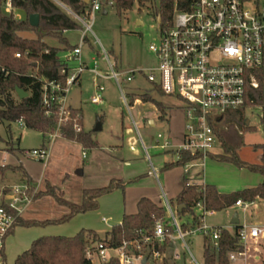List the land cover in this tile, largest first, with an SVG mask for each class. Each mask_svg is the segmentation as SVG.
<instances>
[{
  "label": "trees",
  "instance_id": "16d2710c",
  "mask_svg": "<svg viewBox=\"0 0 264 264\" xmlns=\"http://www.w3.org/2000/svg\"><path fill=\"white\" fill-rule=\"evenodd\" d=\"M65 5L72 13L82 16L90 8L85 0H56ZM116 12L123 16L132 10L136 4L140 8L151 10L156 21L160 18L165 24L172 20L176 6H181L182 0H159V6L155 0H113ZM10 2L11 13L6 11ZM13 10L24 13V17H15ZM32 15L39 16V25L30 24ZM81 25L59 4L53 0H0V121H8L10 124L23 122V126L42 133L47 141V136L53 133L58 124L59 113L56 105L50 109L43 104L45 85L51 82L65 86L70 68L68 63L59 57L62 50L73 52L77 46H71L65 33L81 30ZM32 33L33 36H25ZM47 39H54L60 47L51 45ZM20 54V57L16 55ZM116 68V67H115ZM65 70L66 74H62ZM255 77L259 82L258 88H247L246 104L243 108L230 111L222 117L216 118L213 129L217 134L222 153L208 154V158L219 162L231 163L236 167L249 169L253 173L260 174L263 182L253 188L243 189L237 192L223 194L214 185L190 184L185 179V184L172 201L179 208L178 216L182 222V228L187 230L199 222L197 203L204 201L205 209L212 212H220L232 208L241 201L253 204L259 199H264V156L262 164H249L239 156V150L244 146L237 136V126L245 131L251 127L245 124L244 114L246 109L252 107H264V70L255 71ZM22 89L28 93V97L20 100L16 89ZM159 93L165 96L159 89ZM144 101L149 99L147 94L142 95ZM137 98L132 95L130 103ZM161 122L170 121V107L161 102H156ZM71 112L68 122L61 126L62 138L77 143L85 151L101 148L97 140L93 138L91 131L77 132L74 129L76 123L83 127V113L81 109L69 107ZM264 124V118L261 119ZM264 148V146H257ZM24 152V151H23ZM181 159L175 163H166L164 169L174 166L183 167L185 164L201 161V154H192L179 150ZM22 166L0 165V177L4 179L8 171H21ZM26 177V185L30 193L35 189L36 183ZM127 183L122 180H112L107 186L97 189H84L80 203L69 202L64 194L50 183L45 184L34 196L33 202L43 197L53 198L59 206L65 207L67 213L58 219L36 220L25 219L17 211L8 208L5 202L0 207L5 208L15 218L14 228L3 238L0 248V264H7L5 254V240L16 227H44L48 225H61L68 223L79 214L95 211L99 207V199L116 190H124ZM8 193L5 190V195ZM157 222L168 225L165 208L149 198H141L137 204V212L126 214L120 224L115 225L104 236L92 230H82L72 237L44 236L33 241L31 247L16 258L15 264H94L87 257V251L91 247L102 243L109 248H118L125 242H132L141 238V235L152 236ZM220 228V227H217ZM237 226L234 231L222 229L219 238V250L212 247L209 237L204 238L203 264H231L229 255L235 250L242 249ZM156 249L166 252L169 244ZM109 264H118L111 261ZM163 264H168L165 260Z\"/></svg>",
  "mask_w": 264,
  "mask_h": 264
},
{
  "label": "built area",
  "instance_id": "2783aa9c",
  "mask_svg": "<svg viewBox=\"0 0 264 264\" xmlns=\"http://www.w3.org/2000/svg\"><path fill=\"white\" fill-rule=\"evenodd\" d=\"M53 1L67 11L84 31L79 47L70 52L69 57L70 61H77L79 66L70 68L65 86L54 82L45 85L43 104L48 114L54 105L59 113L57 128L48 134V142L62 138L61 126L68 122L71 114L67 106V96L73 86L79 85L81 74L88 69V65L82 60V47L91 30L95 14L105 12V8L115 5L113 0H90V8L79 16L65 5ZM6 11L11 13L10 2L7 3ZM158 29L157 41L150 46L158 59V66L151 68L145 77L165 96L183 101L188 119L183 144L170 152L174 153L176 161L181 159L179 150L201 154L203 161L213 152L216 144L221 145L213 129L214 120L230 111L243 108L246 104L247 88L259 87L255 71L264 70V0H182L181 6L175 8L172 20L165 24L158 23ZM16 56L20 57V54ZM105 57L108 60L106 54ZM111 68L112 74L109 77L121 88L120 81L124 74L116 71L114 66ZM91 72L95 80L109 78L101 73L98 65ZM62 74H66V71L63 70ZM133 79L134 76L126 78L128 82ZM96 88V94L91 101L93 104H101L104 102V87ZM261 109L264 112V107ZM20 124L23 126V122ZM74 129L80 132L83 127L76 123ZM158 138L162 140L163 136L158 135ZM160 147L164 150L173 149L167 138ZM23 154L42 163L49 159L46 147L26 150ZM201 161L185 164V172L188 173L191 166ZM38 191V185H35L31 193L26 184L14 186L9 190L6 206L21 215ZM164 201L168 225L157 222L152 236L142 234L140 239L125 242L116 249L100 243L88 249L89 260L94 263L96 259L102 264H109L113 260L118 264H149L150 261L152 264H163L167 259L166 253L157 250L155 244L163 246L168 243L170 247L174 241L180 240L189 251L186 238L196 234L209 237L212 247L219 250L221 231L228 228L207 225L206 218L212 211L205 209L203 200L196 206L199 222L187 230L182 228L178 207L172 206L165 196ZM236 206L247 207L241 201ZM14 223V216L0 207V248L3 238L14 228ZM262 234L263 229L259 226H240L238 235L242 249L230 253L231 264H239V260L243 264H249L248 246L252 241L258 243Z\"/></svg>",
  "mask_w": 264,
  "mask_h": 264
},
{
  "label": "rangeland",
  "instance_id": "374dc122",
  "mask_svg": "<svg viewBox=\"0 0 264 264\" xmlns=\"http://www.w3.org/2000/svg\"><path fill=\"white\" fill-rule=\"evenodd\" d=\"M155 5L159 6V0H155ZM105 12L106 14H104V11L95 14L91 30L85 38L82 49V59L88 65V69L81 74V85L71 88L67 96V103L82 110L84 128L86 131L92 132L101 148L110 150L112 145H124V150L127 152L130 146L134 145L143 154L144 147L138 138V129L142 142L148 148V153L153 160L154 166L164 168L165 161L163 160L166 159L169 163L176 162L174 153L170 151H175L183 144V135L188 119L183 101L176 97L161 95L155 85L150 83L145 77V74L151 68L158 66V59L150 50V46L156 43L159 35L158 23L151 10L140 8L138 4L123 16H120L114 7L105 8ZM13 13L17 18L24 17V13L19 10H13ZM83 31L84 28L67 32L66 37L70 40L71 46L81 43ZM24 35L33 36L32 33ZM47 41L53 46L60 47V44L54 39H47ZM67 55H69V52L62 50L59 57L65 61ZM69 63L72 67L77 68L79 66V63L74 60L69 61ZM95 65H98L101 73L107 77L112 74L111 66L116 67V71L124 74L120 81L121 88L110 77L95 80V76L91 72ZM128 76H134L133 81L128 82L126 80ZM97 86L104 87L102 95L104 102L101 104H93L91 101L96 94ZM145 94L149 96L146 101L141 99V96ZM132 95L137 98L133 104L130 103ZM156 102H161L171 108L169 122H161L158 119L159 113ZM263 117L264 112L261 107L248 108L245 111L244 119L245 124L251 127L250 130L245 131L238 126L236 128L237 136L244 143V146L239 150V156L249 164H262L264 148L257 146H264V124L261 121ZM98 120L102 123V130L95 132ZM150 121L154 123V126L150 124ZM158 135H162L163 139L159 140ZM165 138L169 139L173 149H161L160 145L163 144ZM42 142V133L28 129L22 126L20 122L11 123L10 126H7L0 121V165H20L21 163L27 168V164H34L31 168L32 171H39L43 167V163L27 158L21 150H33L38 148ZM221 152V145L216 144L213 148V153ZM161 161L163 162L161 163ZM69 163L62 164L57 157L52 171L57 183L61 182L66 173L71 175L73 187L68 194L70 199L75 200L77 199V187L75 185H77L78 179L76 174H72L74 173L73 165ZM136 166H141V164L138 163ZM168 170L177 173L182 172V174L185 171L183 167L178 166H174L171 169H163L161 176L163 185H166L164 173L167 174ZM16 172H18L16 175H12L16 176L12 177V181L9 180L8 176L3 180L0 177V189L2 185L13 183H17L15 185L18 186L23 185L19 181L22 173L20 171ZM206 174L210 176V178H207L208 184L214 185L223 194L240 191L242 189L236 187L246 183L256 187L259 185V179L261 178L260 174L253 173L249 169H240L231 163L219 162L212 158L207 159ZM42 188L44 186L41 185L40 189ZM165 192L167 193V191ZM82 196H79L76 200L77 203L82 201ZM171 198L167 195V199L170 202H172ZM46 200L50 203L43 207L37 206L35 209L39 211L35 217L37 219L41 217L42 219L54 216L60 217L63 209L58 205H51L53 204V199L48 198ZM159 203V205L165 207L164 200L159 201ZM263 204L264 202H259L258 200L256 203L248 204L247 208H232L212 215L209 214L206 218V223L211 227L230 228L232 216L237 213L240 217L241 225H259V219L264 209ZM24 216L27 215L25 214ZM35 228L48 231V234L45 235L47 237L65 236L49 234V232L58 230L59 225ZM186 241L188 242L189 251L180 240L174 241L173 247H169L166 250L168 264H203L204 237L201 234H196L188 236ZM18 244L19 240L14 234L6 238L5 254L7 264H15L16 258H14V255ZM248 248L250 255H256L253 243L250 242ZM111 254L116 253L111 252ZM238 263L243 264V261L239 260ZM94 264H100V262L95 259ZM149 264H152V262L150 261Z\"/></svg>",
  "mask_w": 264,
  "mask_h": 264
},
{
  "label": "crops",
  "instance_id": "0c3cea01",
  "mask_svg": "<svg viewBox=\"0 0 264 264\" xmlns=\"http://www.w3.org/2000/svg\"><path fill=\"white\" fill-rule=\"evenodd\" d=\"M66 34L67 33H65V35ZM68 41L70 42L69 39ZM79 45L80 44H76L75 46L79 47ZM69 57H70V52L65 60L68 63L69 68L71 69L76 68L70 65ZM79 85H81V77H80ZM67 106L75 108L68 103ZM10 125L11 124L7 126ZM83 128H84V124H83ZM101 130H102V123H101ZM137 134L140 142L143 144L144 147L143 154L139 152V150L136 149L134 145H131L127 152H125L124 150V145L122 146L112 145L110 150L99 148L92 151H85L83 150L81 145L67 141L63 138H58L53 142H48L43 138V142L38 148L46 147L49 151V159L46 163H43V167L39 171L37 172L32 171L31 168L34 166V164H27L28 165L27 168H25L21 163L20 165L17 164L11 165V166H22V168L24 169L23 172L20 171V173L22 174H20L19 177V181L23 185L26 184V177L24 174L25 172L28 175V177H30L36 183V185L39 186V190L41 188V185L45 186V184L50 183L51 185L57 187L64 194V197L69 202L72 203H77L76 200L79 198V196L82 195V191L84 189L102 188L107 186L112 180H122L123 182L127 183L124 190H116L110 194L102 196L99 199V207L97 210L87 212L84 214H79L75 216L73 219H71L68 223L59 225V228H57L58 230L49 232V234H60V235H65V237H72L78 234L82 230H92L97 232L101 236H104L108 231L111 230L113 226L118 225L122 222L124 215L134 214L137 212V204L141 198L146 197L151 199L153 202L160 204L159 201L161 202V200H164V196L167 199V195H168L172 197L171 198L172 201H175V199L177 198V196L180 194V192L184 187L185 179H187L192 184H200V185L208 184L207 178H210V176L206 174V165L208 159L207 158L191 166L188 173L184 171L182 174V172L177 173L172 170L171 171L168 170L169 172V173L167 172L168 175L164 173L166 185L165 184L163 185L161 183V176L163 174L164 168H160V166L158 167L154 166L153 160L148 153V148L142 142V137L140 136L138 129H137ZM23 151L25 150H21V152ZM84 154H86V156H84ZM213 154H219V153H213ZM57 157L59 158L60 163L64 164L66 162L68 163L70 162L73 165L74 173L72 174H76L78 179V183L77 185H75V187H77L76 190L77 199L75 200L70 199L68 194L73 187V183L71 182V175L66 173L60 183H57L55 179L52 170L55 159ZM163 161H165L163 166H165L166 163H169V161H166V159ZM163 161H161V163ZM138 163L141 164V166H136ZM17 173L18 172L16 171L15 172L8 171L6 173V176H8L9 180L12 181V177H16L12 175H16ZM262 182H263V178L261 176V178L259 179V185ZM15 184L17 183L2 185V188L0 189L1 190L0 203L9 201V190L14 186H18ZM252 186L253 185L246 183L236 188L238 189L241 188L243 190L244 188L245 189L253 188ZM5 190L8 191L6 195H5ZM218 190L220 191V189ZM165 191H167V193ZM48 198L50 199L51 197H44L42 199L34 201L32 204H30V206H28L23 210L21 216H23L25 219L48 220V219H58L67 213V209L65 207L59 206L56 203V201L53 198H51L53 199V204L51 205H58L63 209L61 210L62 215H60V217L54 216L43 219L42 217L41 218L39 217L40 219H37V217L35 216L39 210L35 208L37 206L43 207L47 203H50L48 200H46ZM259 202H264V199H259ZM172 204H174L173 206L176 207L175 203ZM245 205L247 206L248 204L245 203ZM240 207L242 206L235 205L232 208H240ZM215 213L217 212H212L210 215ZM25 214L27 216H24ZM234 215L232 216V220ZM239 221H240V217H239ZM231 222H230L231 227L228 228V230L234 231V229L237 226L232 225ZM238 226H242L241 221ZM255 226H259L261 229H263V234L260 236L258 243H254L253 241L251 242L254 245V253H256V255H250L248 253V263L264 264V209L262 210V214L259 219V225H255ZM214 227H220V226H214ZM12 234H14L17 240H19V244L17 246L16 253L14 255V258H17L19 255H21L23 252H25L31 247L34 240L45 236L46 234H48V231L37 230L35 227H32L30 229H27L25 227H16ZM173 245L174 244L172 243L170 247H173Z\"/></svg>",
  "mask_w": 264,
  "mask_h": 264
},
{
  "label": "water",
  "instance_id": "95a60500",
  "mask_svg": "<svg viewBox=\"0 0 264 264\" xmlns=\"http://www.w3.org/2000/svg\"><path fill=\"white\" fill-rule=\"evenodd\" d=\"M89 2H90V0H85V3L86 4H89ZM104 14H106V12H104ZM157 21H158V23H160L161 22L160 18H158ZM30 24L32 26H34V27H37L39 25V16L38 15H32L30 17ZM16 93H17V95H18V97H19L20 100H23L24 98L28 97V93L25 92L22 89L17 88L16 89ZM3 122L5 124H7V125L10 124L8 121H3ZM150 124L152 126H154V123L152 121H150ZM247 124H248V122H247ZM100 130H101V121L98 120V123H97V126L95 128V131H100ZM178 209H179V211H181L183 209V206H180ZM239 223H240V221H239V215L236 213L234 215V217H233V220H232L231 224L234 225V226H238Z\"/></svg>",
  "mask_w": 264,
  "mask_h": 264
}]
</instances>
